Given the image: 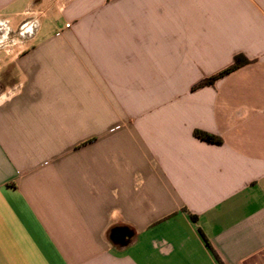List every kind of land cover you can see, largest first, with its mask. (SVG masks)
Instances as JSON below:
<instances>
[{
    "label": "crops",
    "instance_id": "0c3cea01",
    "mask_svg": "<svg viewBox=\"0 0 264 264\" xmlns=\"http://www.w3.org/2000/svg\"><path fill=\"white\" fill-rule=\"evenodd\" d=\"M61 5L0 44V264H264V0Z\"/></svg>",
    "mask_w": 264,
    "mask_h": 264
},
{
    "label": "rangeland",
    "instance_id": "374dc122",
    "mask_svg": "<svg viewBox=\"0 0 264 264\" xmlns=\"http://www.w3.org/2000/svg\"><path fill=\"white\" fill-rule=\"evenodd\" d=\"M64 1L66 0H33L18 19L11 14L5 15L7 18L9 17L8 19L0 17V44L14 43L16 38L14 31H12L14 28L23 32L18 40L28 41L41 20L43 21L42 31L46 34L54 35L57 31L66 30L65 18L56 10L57 6H62ZM86 4L89 6L88 3ZM24 5V1H22L16 4L14 8L21 9ZM17 21L19 22L17 23ZM28 28L30 31H27Z\"/></svg>",
    "mask_w": 264,
    "mask_h": 264
},
{
    "label": "trees",
    "instance_id": "16d2710c",
    "mask_svg": "<svg viewBox=\"0 0 264 264\" xmlns=\"http://www.w3.org/2000/svg\"><path fill=\"white\" fill-rule=\"evenodd\" d=\"M250 62H251V60L248 59L244 54H241V53L236 54L233 58V62L229 66L223 68L222 70L212 74L211 76L205 78L201 82L195 84L193 86V89H199V88H202L204 86L213 85L218 79L230 74L231 72L241 68L244 65L249 64ZM194 135L197 138H200L202 140H205V141L211 142V143H215V144H221L223 142V139L220 136L206 132V131H203V130H198V129L195 130ZM192 218H195V216L192 215Z\"/></svg>",
    "mask_w": 264,
    "mask_h": 264
},
{
    "label": "water",
    "instance_id": "95a60500",
    "mask_svg": "<svg viewBox=\"0 0 264 264\" xmlns=\"http://www.w3.org/2000/svg\"><path fill=\"white\" fill-rule=\"evenodd\" d=\"M131 234L128 232H124L123 230H115L113 233V238L117 243H121L122 245H125L126 243V237H129Z\"/></svg>",
    "mask_w": 264,
    "mask_h": 264
}]
</instances>
